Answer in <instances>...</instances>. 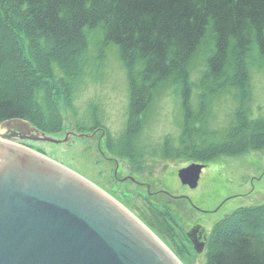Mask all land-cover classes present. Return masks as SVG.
Returning a JSON list of instances; mask_svg holds the SVG:
<instances>
[{"label":"trees","instance_id":"trees-1","mask_svg":"<svg viewBox=\"0 0 264 264\" xmlns=\"http://www.w3.org/2000/svg\"><path fill=\"white\" fill-rule=\"evenodd\" d=\"M99 26L100 56L116 45L130 83L127 145L109 136L111 153L133 157L143 113L168 84L184 90L181 146L172 155L210 162L264 148V119L253 118L249 107L255 47L264 60V0H0V124L24 119L47 134L62 131L89 57L88 33ZM209 43L198 116L190 65ZM227 89L238 91L234 121L221 140L209 141L211 130L195 126L206 101ZM207 250V264H264V204L237 208L217 222Z\"/></svg>","mask_w":264,"mask_h":264},{"label":"rangeland","instance_id":"rangeland-1","mask_svg":"<svg viewBox=\"0 0 264 264\" xmlns=\"http://www.w3.org/2000/svg\"><path fill=\"white\" fill-rule=\"evenodd\" d=\"M102 31L99 26L88 33L86 67L77 80L72 105L64 109L63 130L51 135L67 138V141L23 144L104 188L151 228L183 264H207L206 242L214 225L237 208L264 204V148L219 157L203 170L197 188L184 186L178 171L189 164L190 159L180 157L187 160L167 164L170 159L164 156L167 140L173 150L181 146L179 140L184 126L183 85L168 84L153 97L143 113L142 130L135 136L138 143L159 144L160 154L154 157L148 153L146 172H137L126 154L120 150L111 153L106 142L111 136L115 140L120 138L127 145L124 132L131 99L129 77L118 47L107 45L104 53L99 54L103 44ZM210 47V43L202 46L190 65V102L198 116L203 89L200 81L211 54ZM261 60L255 47L249 59V107L251 116L256 119H264V60ZM237 94V89H227L206 101L209 105L199 124L203 130H211L210 135L207 134L209 141L221 140L224 130L234 121L240 102ZM80 133H91V137L85 138ZM116 160L121 165L118 174L115 173ZM132 177L136 182L130 180ZM148 185L154 195L149 194ZM160 189L170 196L156 193ZM181 195L188 196L193 205L186 199L177 198ZM193 227L202 231L203 247L192 240Z\"/></svg>","mask_w":264,"mask_h":264},{"label":"water","instance_id":"water-1","mask_svg":"<svg viewBox=\"0 0 264 264\" xmlns=\"http://www.w3.org/2000/svg\"><path fill=\"white\" fill-rule=\"evenodd\" d=\"M0 131V264H183L107 192L14 142L67 138H53L24 119H10ZM203 167L182 168V183L197 187Z\"/></svg>","mask_w":264,"mask_h":264},{"label":"flooded vegetation","instance_id":"flooded-vegetation-1","mask_svg":"<svg viewBox=\"0 0 264 264\" xmlns=\"http://www.w3.org/2000/svg\"><path fill=\"white\" fill-rule=\"evenodd\" d=\"M195 127L199 128L200 129V124L196 125ZM106 134V133H105ZM180 141V140H179ZM154 144V145H153ZM156 144V145H155ZM133 145L135 146L136 150L133 151V153L131 154L133 157H129V162L130 163H133L134 164V167L137 169V172H141V173H145L146 172V161H147V154H153L154 157H157L158 154H160V145L157 144V143H138V140L135 139L134 142H133ZM153 146V147H152ZM173 147L170 142L167 140L164 144V156H165V153L167 152H170V148ZM152 149V150H151ZM163 156V154H162ZM160 157V156H159ZM128 158V156H127ZM168 158L170 160H168L172 163H176L178 162L179 160H182V161H186L187 159L183 160V159H180V157H178L177 155H170L168 156ZM157 159H155L156 161ZM116 163V166H115V173L118 174L120 172V169H121V165L119 163L118 160L115 161ZM201 163V164H204L206 167L209 166L210 163L208 162H204V161H194L193 159H190V163L187 164L186 166L190 165L191 163ZM182 168V167H181ZM131 181L133 182H136V180L134 179V177L130 178ZM189 187V186H187ZM147 189H148V192L150 195H154L153 192H151V186L148 185L147 186ZM161 193V194H165L167 196H170V194L167 192V191H163L162 189H160L159 191H156V193ZM178 199H186L187 201H189L191 203V205H193L192 203V200L188 197V196H184V195H181V196H177ZM195 207V206H194ZM196 225H199L198 223ZM194 230V231H193ZM203 234H202V231H200L199 227H196L192 229L191 231V238L192 240L194 241V243H198L200 246H202V243L204 241L203 239Z\"/></svg>","mask_w":264,"mask_h":264},{"label":"bare ground","instance_id":"bare-ground-1","mask_svg":"<svg viewBox=\"0 0 264 264\" xmlns=\"http://www.w3.org/2000/svg\"><path fill=\"white\" fill-rule=\"evenodd\" d=\"M6 121H8V120H6ZM6 121H4V122H6ZM4 122H2V123H4ZM2 123H1V124H2ZM0 132H2V131H0ZM0 140H1V138H0Z\"/></svg>","mask_w":264,"mask_h":264}]
</instances>
